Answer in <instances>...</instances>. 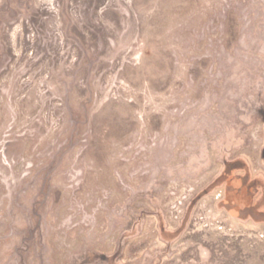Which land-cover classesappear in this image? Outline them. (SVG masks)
<instances>
[{
  "label": "rangeland",
  "instance_id": "374dc122",
  "mask_svg": "<svg viewBox=\"0 0 264 264\" xmlns=\"http://www.w3.org/2000/svg\"><path fill=\"white\" fill-rule=\"evenodd\" d=\"M0 264H264V0H0Z\"/></svg>",
  "mask_w": 264,
  "mask_h": 264
}]
</instances>
